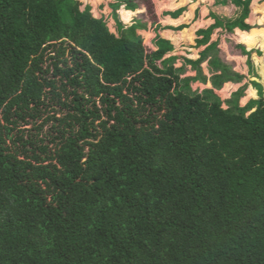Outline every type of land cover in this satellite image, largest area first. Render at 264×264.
Segmentation results:
<instances>
[{
	"label": "trees",
	"instance_id": "1",
	"mask_svg": "<svg viewBox=\"0 0 264 264\" xmlns=\"http://www.w3.org/2000/svg\"><path fill=\"white\" fill-rule=\"evenodd\" d=\"M138 1L148 18L123 24ZM250 2L230 0L227 33L251 29ZM107 7L0 0V264H264L261 85L222 101L243 78L217 43L175 67L170 42L149 52L138 33L149 0Z\"/></svg>",
	"mask_w": 264,
	"mask_h": 264
},
{
	"label": "crops",
	"instance_id": "2",
	"mask_svg": "<svg viewBox=\"0 0 264 264\" xmlns=\"http://www.w3.org/2000/svg\"><path fill=\"white\" fill-rule=\"evenodd\" d=\"M91 5L94 14L108 15V3L115 0H78ZM152 19L147 23V30L138 32L143 39V44L149 52L156 50L155 41L161 38L173 46V52L168 55L177 58L175 67L182 65L183 59L195 61L199 54L211 43H217L218 57L231 67L232 71L242 76L240 83H226L220 90L214 93L226 101L231 94L244 87L243 96L239 100L240 107L245 106L249 100L257 99V94L252 83L261 85L264 93V47L261 41L254 46H246L240 41L241 34L251 32H264V0H251L250 13L245 23L251 27L249 31L235 29L232 34L225 31L224 25L234 20L239 11L230 3V0H149ZM138 9L135 12L126 11L123 8L118 11L120 21L123 24H130L134 18H148L146 7L141 1L137 2ZM219 24V25H218ZM213 28L207 44L204 34ZM242 45L246 51L260 52L253 53L250 57L251 67L246 64L247 58L242 56L234 47ZM203 75L207 78L206 84L196 83L194 89L202 92L205 89H212L209 78L211 72L207 61L201 64ZM195 71L187 67L184 77H194Z\"/></svg>",
	"mask_w": 264,
	"mask_h": 264
},
{
	"label": "rangeland",
	"instance_id": "3",
	"mask_svg": "<svg viewBox=\"0 0 264 264\" xmlns=\"http://www.w3.org/2000/svg\"><path fill=\"white\" fill-rule=\"evenodd\" d=\"M217 95V94H216Z\"/></svg>",
	"mask_w": 264,
	"mask_h": 264
}]
</instances>
